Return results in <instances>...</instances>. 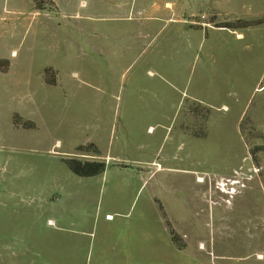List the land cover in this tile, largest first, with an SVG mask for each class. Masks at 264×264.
<instances>
[{
	"label": "rangeland",
	"instance_id": "1",
	"mask_svg": "<svg viewBox=\"0 0 264 264\" xmlns=\"http://www.w3.org/2000/svg\"><path fill=\"white\" fill-rule=\"evenodd\" d=\"M40 2L0 0V264H264V0ZM210 7L241 40L169 20Z\"/></svg>",
	"mask_w": 264,
	"mask_h": 264
},
{
	"label": "crops",
	"instance_id": "2",
	"mask_svg": "<svg viewBox=\"0 0 264 264\" xmlns=\"http://www.w3.org/2000/svg\"><path fill=\"white\" fill-rule=\"evenodd\" d=\"M165 5H170L169 1H165L164 2ZM194 3L191 2H180V6H184V7H192ZM185 10V8H184ZM217 8H213L210 7L209 8V12L208 14H203L201 13L198 19V15L196 14V12H192L190 13V15L188 16V19H186V16H181V15H174V17L170 16V19L173 20H177L178 23L180 24H185L187 27V31L189 33V36L194 39L196 41V44H200L201 40L204 38V36L207 34V30H216V31H227L228 34L234 35V38L236 40H241L242 39V33L241 32H237V31H230V30H226L223 28H214L210 25H206V23H208L206 20H204L205 18H207V16H211L213 11H217ZM220 11V10H218ZM221 12V11H220ZM203 15V17H201ZM221 29V30H219ZM217 42V40H216ZM195 44V47H196ZM210 50V54L211 51L213 50V47L210 46L209 48ZM202 78H204V73L202 74ZM108 217H110V215H108ZM173 246V243H172ZM109 262H111V264H125V239H123L122 241H115V244L112 246V253L110 254V260ZM113 262V263H112Z\"/></svg>",
	"mask_w": 264,
	"mask_h": 264
},
{
	"label": "trees",
	"instance_id": "3",
	"mask_svg": "<svg viewBox=\"0 0 264 264\" xmlns=\"http://www.w3.org/2000/svg\"><path fill=\"white\" fill-rule=\"evenodd\" d=\"M35 6V9L41 10L43 9V5L41 4L40 0H32ZM105 163L103 161H74V163L69 165V168L74 174L80 175V176H92L101 173L104 170ZM169 233L171 234V240L172 242L179 248H181L182 245H179L177 241L173 237V231L168 226Z\"/></svg>",
	"mask_w": 264,
	"mask_h": 264
},
{
	"label": "clouds",
	"instance_id": "4",
	"mask_svg": "<svg viewBox=\"0 0 264 264\" xmlns=\"http://www.w3.org/2000/svg\"><path fill=\"white\" fill-rule=\"evenodd\" d=\"M227 190H228L227 188H221V191H222V192L227 193Z\"/></svg>",
	"mask_w": 264,
	"mask_h": 264
},
{
	"label": "bare ground",
	"instance_id": "5",
	"mask_svg": "<svg viewBox=\"0 0 264 264\" xmlns=\"http://www.w3.org/2000/svg\"><path fill=\"white\" fill-rule=\"evenodd\" d=\"M197 180H198V181H202V178H201V177H199Z\"/></svg>",
	"mask_w": 264,
	"mask_h": 264
},
{
	"label": "built area",
	"instance_id": "6",
	"mask_svg": "<svg viewBox=\"0 0 264 264\" xmlns=\"http://www.w3.org/2000/svg\"><path fill=\"white\" fill-rule=\"evenodd\" d=\"M203 17V16H202ZM231 188H234L233 186H230ZM227 193H229V191L227 190Z\"/></svg>",
	"mask_w": 264,
	"mask_h": 264
}]
</instances>
